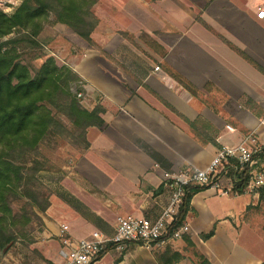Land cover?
Masks as SVG:
<instances>
[{"label": "crops", "instance_id": "crops-1", "mask_svg": "<svg viewBox=\"0 0 264 264\" xmlns=\"http://www.w3.org/2000/svg\"><path fill=\"white\" fill-rule=\"evenodd\" d=\"M259 7L264 0H96L91 37L104 54L55 23L71 38L62 62L80 77L81 104L92 109L99 102L104 111L103 123L86 129L88 147L64 175L62 202L50 201L45 211L41 237L48 240L36 242L45 258L60 261L61 223L75 239L92 231L109 236L118 214L159 215L173 190L168 174L207 169L226 145L264 146ZM250 168L261 173L264 162L255 157ZM180 228L178 237L150 244L107 246L91 264H159L156 254L165 250L181 254L175 264H193L199 254L211 264L264 258L258 189L233 194L206 186L192 195Z\"/></svg>", "mask_w": 264, "mask_h": 264}, {"label": "trees", "instance_id": "trees-1", "mask_svg": "<svg viewBox=\"0 0 264 264\" xmlns=\"http://www.w3.org/2000/svg\"><path fill=\"white\" fill-rule=\"evenodd\" d=\"M95 2L21 0L12 11L0 9V258L15 243L21 228L31 220L30 215L36 216L35 210L44 212L48 206L44 186L36 176L45 169L38 157L41 145L62 137L85 149L86 129L103 123V106L98 102L92 109H86L71 91V84L80 81V77L70 67L58 65L51 55L34 67L23 59L24 50L39 46L38 36L46 23H61L104 54L91 37L97 24L91 10ZM15 28L19 31L14 33ZM170 74L188 91L192 90L176 73ZM185 121L193 128V122ZM252 157L264 162V146ZM222 165L215 180L222 189L242 193L251 176L248 163L239 164L233 157H224ZM205 187L194 183L183 186L178 210L167 226L165 237L183 226L192 195ZM258 192L259 200L264 201V184ZM15 202L22 204V209L29 207L28 214L15 210L12 206ZM212 233L213 229L199 236L206 239ZM111 245L114 244H108ZM156 257L159 264H175L181 254L165 250ZM193 264L211 263L199 254ZM258 264H264V258Z\"/></svg>", "mask_w": 264, "mask_h": 264}, {"label": "built area", "instance_id": "built-area-1", "mask_svg": "<svg viewBox=\"0 0 264 264\" xmlns=\"http://www.w3.org/2000/svg\"><path fill=\"white\" fill-rule=\"evenodd\" d=\"M21 0H0L1 10L12 11ZM256 16L264 18V8L259 7ZM158 69V66L154 67ZM81 92H76V97H81ZM228 129H231L227 125ZM260 146L249 147L245 142L235 145H226L220 148L212 157L207 169H196L192 172H177L168 174V179L173 187L172 193L156 218L150 219L133 214L118 215L115 218L114 231L106 236L98 231H92L88 236L78 239L68 235V227L61 223L58 241L60 245V261L58 264H91L96 261L100 254L113 243L119 250H124L131 242H142L150 244L161 239L166 234L167 226L174 219L178 210L180 198L183 195V186L188 183L211 186L221 193H231L222 189L219 182L215 180L218 170L223 168L222 159L233 157L239 164L253 163V153L259 151ZM251 173L245 190L254 191L264 184V170L261 173ZM234 194V193H233ZM181 228L175 230L171 236L178 237Z\"/></svg>", "mask_w": 264, "mask_h": 264}, {"label": "rangeland", "instance_id": "rangeland-1", "mask_svg": "<svg viewBox=\"0 0 264 264\" xmlns=\"http://www.w3.org/2000/svg\"><path fill=\"white\" fill-rule=\"evenodd\" d=\"M0 8H2V6H0ZM54 25L55 24L46 23L42 32L38 36L39 46L24 50L23 59L29 62L32 66L38 67L42 59L47 55L53 56L58 65L64 64L62 61H64L66 50L63 49L71 48L68 44V42L71 41V38L69 39L62 29H59L58 27L53 28ZM17 31H19V29L15 28L13 32L15 33ZM32 55H40V57L31 58ZM70 89L75 95L76 92H81V80L77 83L71 84ZM81 97H79V99H81ZM85 149L72 145L68 139L62 137H55L54 140L51 139L45 141L41 145V153L38 157L43 163L45 169L39 170L36 176L44 186V191L48 198V206L51 202L56 200L62 202L61 198L58 196H64V190L62 189L65 183L64 175L72 170V165ZM12 206L15 210H18L21 213L26 212V214H28L29 207L26 206L22 209L20 208L22 204L18 202L13 203ZM46 209L44 212H38L35 210L36 216L30 215L31 220L21 228L19 237L15 243L7 250V252L1 255L0 264H54L45 258L36 243L44 240V238L41 237V230L44 227L43 217H46ZM61 219L63 220L64 217L61 216ZM19 220L21 221L22 219ZM46 240H48V238H46L45 241Z\"/></svg>", "mask_w": 264, "mask_h": 264}]
</instances>
